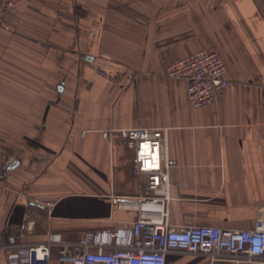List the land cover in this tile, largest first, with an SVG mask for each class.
<instances>
[{
    "label": "crops",
    "instance_id": "obj_1",
    "mask_svg": "<svg viewBox=\"0 0 264 264\" xmlns=\"http://www.w3.org/2000/svg\"><path fill=\"white\" fill-rule=\"evenodd\" d=\"M199 50L218 52L229 84L194 109L186 82L165 70ZM263 84L264 0H17L0 8V246L17 241L28 221L21 241L129 228L135 212L111 196L143 194L144 179L131 171L127 144L102 133L141 126L169 130L177 163L170 224L251 228L264 207ZM8 252L0 264H9Z\"/></svg>",
    "mask_w": 264,
    "mask_h": 264
},
{
    "label": "built area",
    "instance_id": "obj_2",
    "mask_svg": "<svg viewBox=\"0 0 264 264\" xmlns=\"http://www.w3.org/2000/svg\"><path fill=\"white\" fill-rule=\"evenodd\" d=\"M16 1L0 0V8L9 10ZM165 74L186 82L185 96L194 109L216 102L229 84L226 66L215 51L193 52L169 64ZM260 102L264 104V84ZM168 131L141 126L102 133L109 138L115 132L127 144L131 171L144 179L143 194L111 196L118 209L135 212L129 228L85 232L74 241L48 231L44 240L21 241V235L30 233L28 221L17 241L0 246L11 253L9 264H167L169 253L200 256L206 264H264V207L245 229L168 222L169 172L177 166L167 153Z\"/></svg>",
    "mask_w": 264,
    "mask_h": 264
},
{
    "label": "water",
    "instance_id": "obj_3",
    "mask_svg": "<svg viewBox=\"0 0 264 264\" xmlns=\"http://www.w3.org/2000/svg\"><path fill=\"white\" fill-rule=\"evenodd\" d=\"M61 85H59V87H58V93H60L61 92ZM13 165H15V164H13ZM13 165L11 166V167H13Z\"/></svg>",
    "mask_w": 264,
    "mask_h": 264
},
{
    "label": "trees",
    "instance_id": "obj_4",
    "mask_svg": "<svg viewBox=\"0 0 264 264\" xmlns=\"http://www.w3.org/2000/svg\"><path fill=\"white\" fill-rule=\"evenodd\" d=\"M0 253H1V254L4 253V254L7 255V251H6V250H0ZM9 255H10V254H9Z\"/></svg>",
    "mask_w": 264,
    "mask_h": 264
}]
</instances>
